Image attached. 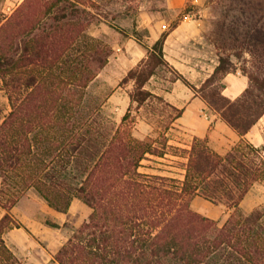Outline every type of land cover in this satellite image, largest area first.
Returning a JSON list of instances; mask_svg holds the SVG:
<instances>
[{"label": "trees", "instance_id": "trees-1", "mask_svg": "<svg viewBox=\"0 0 264 264\" xmlns=\"http://www.w3.org/2000/svg\"><path fill=\"white\" fill-rule=\"evenodd\" d=\"M210 2L218 63L198 92L240 139L221 155L195 138L184 150L183 179L141 172L147 155H164L155 142L136 138L126 116L115 125L84 106L113 53L86 31L93 20L83 16L95 2L22 0L0 18V80L10 105L0 118V206L8 211L32 189L59 212L74 198L91 209L55 254L59 264H264V204L241 208L264 182V145L244 138L264 116V0ZM154 52L141 81L134 74L147 62L124 78L139 81L140 94L130 95L139 107L150 98L163 102L144 89L166 65L162 40ZM233 56L244 61L248 86L230 99L222 81L237 71ZM195 197L229 214L223 222L202 215L192 208ZM17 225L8 213L0 220V264H25L3 238Z\"/></svg>", "mask_w": 264, "mask_h": 264}, {"label": "crops", "instance_id": "crops-1", "mask_svg": "<svg viewBox=\"0 0 264 264\" xmlns=\"http://www.w3.org/2000/svg\"><path fill=\"white\" fill-rule=\"evenodd\" d=\"M186 1L166 0V3L171 10H182ZM145 18L148 19L144 21V28L149 32L148 39L156 43L161 38L162 59L166 63L164 69L166 68L173 77L160 78L159 73L162 71L159 70L162 68L157 67V72L151 75L144 89L180 111L166 132L168 144L187 151L195 138H206L212 151L225 154L239 141L240 136L208 106L198 92L199 87L216 67L206 75L207 61L202 57L210 51L207 50L202 30L198 27L201 21L186 16L174 27L165 30V26L158 27L159 23L151 21L148 15ZM124 45L128 62L132 63L127 73L138 64L148 62L150 55L155 53L154 49L143 50L134 37L128 38ZM174 76H181L182 79ZM224 79L227 83L223 94L230 99L238 97L248 86V78L238 72L228 73ZM254 127L245 135V139L248 140ZM187 156L186 152V161ZM155 174L178 178L174 173L167 171ZM208 202L195 197L192 208L215 220L226 214L223 207L209 202L214 205L210 207ZM6 213L18 225L6 230L3 238L18 259L25 264H59L55 260V254L67 241L72 229L79 227L88 218L91 209L81 200L74 198L67 212H59L38 195L29 194L19 199L8 211L0 206V220Z\"/></svg>", "mask_w": 264, "mask_h": 264}, {"label": "rangeland", "instance_id": "rangeland-1", "mask_svg": "<svg viewBox=\"0 0 264 264\" xmlns=\"http://www.w3.org/2000/svg\"><path fill=\"white\" fill-rule=\"evenodd\" d=\"M90 1L95 2L98 7L90 9L92 15L88 13L83 16L85 20H93L87 27V33L95 37L103 45L115 48V50H113L109 58L111 62L107 63L88 87L85 94L84 106L90 108L98 107L104 119L109 120L111 124L115 125H119L123 117L126 116L127 119L123 121V124L131 128L132 134L136 138H150L155 142V146L159 152H163L164 155L161 157L147 155V158L141 163V172L154 174L159 171H167L174 173L179 179H183L187 162L184 159L186 151L169 145L166 135L171 122L176 116V111L168 106L167 104L169 103L163 99L161 103L155 98H150L142 107H139L132 100V97H138L141 90L139 81H137L139 84L137 85L136 81L124 79L128 69L132 66V63L128 62V54L126 53L124 44L128 38L134 37L143 50L154 49L155 43L148 39L149 32L144 28V21H148L145 17L148 15L151 21L159 23L158 27L163 28L165 26V30H168L186 17L182 16V13L187 9L189 12V16H187L189 18L201 21L198 27L201 28L207 43L206 48L210 51L202 59L207 61L206 75L210 74L218 62L213 34V22L216 20L218 14L212 6L211 0H187L182 10H171L168 8L166 0ZM21 2L22 0H0V18L9 16ZM117 48H120V50ZM244 58L250 59V56L245 53ZM232 60L237 69L235 73L238 72L243 75L242 67L244 61L234 56ZM147 63L148 65H145V68L135 72L136 79L141 81L146 71L155 65V62ZM247 67H249V64ZM163 69L164 67L159 70V72L162 71L159 73L160 78L173 77L166 68ZM222 82L224 85L227 83L225 79ZM220 84V81H217L214 87ZM195 91H197V88H195ZM130 95L132 96L131 98ZM9 111L10 105L0 80V118L2 119ZM248 141L257 146L264 145V116L249 134ZM29 194L37 195L34 190L30 189L21 198ZM208 204L210 207H214L211 203L208 202ZM262 204H264V182L255 184L251 188L242 201L241 208L245 212H251ZM209 213L212 214L211 211ZM228 214L229 211H226V214L217 220L223 222Z\"/></svg>", "mask_w": 264, "mask_h": 264}]
</instances>
